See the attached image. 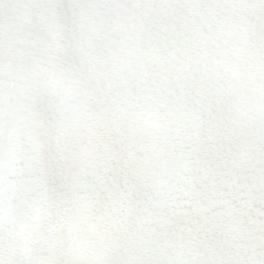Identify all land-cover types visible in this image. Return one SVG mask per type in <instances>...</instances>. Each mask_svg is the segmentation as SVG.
<instances>
[{
  "label": "snow or ice",
  "instance_id": "snow-or-ice-1",
  "mask_svg": "<svg viewBox=\"0 0 264 264\" xmlns=\"http://www.w3.org/2000/svg\"><path fill=\"white\" fill-rule=\"evenodd\" d=\"M0 264H264V0H0Z\"/></svg>",
  "mask_w": 264,
  "mask_h": 264
}]
</instances>
